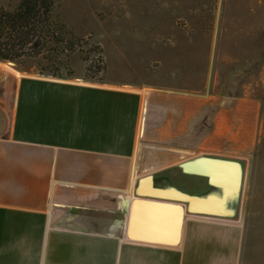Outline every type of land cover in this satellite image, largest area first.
Wrapping results in <instances>:
<instances>
[{"label": "crops", "instance_id": "obj_1", "mask_svg": "<svg viewBox=\"0 0 264 264\" xmlns=\"http://www.w3.org/2000/svg\"><path fill=\"white\" fill-rule=\"evenodd\" d=\"M261 109L252 96L55 79L0 59V264H241L239 218L185 206L172 243L173 211L137 204L159 200L136 190L152 174V188L200 194L202 177L178 183L182 165L248 160Z\"/></svg>", "mask_w": 264, "mask_h": 264}, {"label": "rangeland", "instance_id": "obj_2", "mask_svg": "<svg viewBox=\"0 0 264 264\" xmlns=\"http://www.w3.org/2000/svg\"><path fill=\"white\" fill-rule=\"evenodd\" d=\"M20 1L1 7L13 11ZM52 16L63 39L40 55L1 61L55 79H133L261 101L237 218L245 231L241 264H264V0H59ZM178 183L198 184L193 175Z\"/></svg>", "mask_w": 264, "mask_h": 264}, {"label": "water", "instance_id": "obj_3", "mask_svg": "<svg viewBox=\"0 0 264 264\" xmlns=\"http://www.w3.org/2000/svg\"><path fill=\"white\" fill-rule=\"evenodd\" d=\"M182 167L186 173L196 176L197 179L202 177L204 182L201 181L208 185V191L194 194L175 186L152 188L155 183L152 174L141 178L136 190L138 198L159 200L136 199L137 204L158 206V208L173 211V235L172 238L166 239L172 243L179 240L185 206L187 211L193 214L237 217L244 182V163L240 159L203 155L193 158Z\"/></svg>", "mask_w": 264, "mask_h": 264}, {"label": "trees", "instance_id": "obj_4", "mask_svg": "<svg viewBox=\"0 0 264 264\" xmlns=\"http://www.w3.org/2000/svg\"><path fill=\"white\" fill-rule=\"evenodd\" d=\"M59 0H21L16 9L0 7V59L40 55L63 39V25L52 16Z\"/></svg>", "mask_w": 264, "mask_h": 264}]
</instances>
